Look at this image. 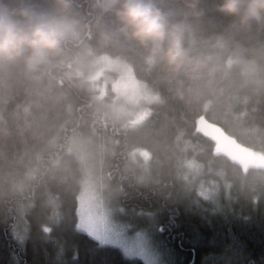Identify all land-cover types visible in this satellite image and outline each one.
Returning a JSON list of instances; mask_svg holds the SVG:
<instances>
[{"label": "trees", "instance_id": "16d2710c", "mask_svg": "<svg viewBox=\"0 0 264 264\" xmlns=\"http://www.w3.org/2000/svg\"><path fill=\"white\" fill-rule=\"evenodd\" d=\"M218 2L197 0L200 15L186 17L194 40L234 22ZM168 6L185 18L183 0ZM72 7L92 10L90 0ZM230 42L264 43V24L233 31ZM119 56L157 95L138 123L105 108L112 92L97 101L56 69L38 80L14 69L0 80V264H144L76 227L81 171L71 146L82 131L104 144L115 202L152 215L170 264H264V164H246L235 150L264 153V87L209 108L188 102L161 65L144 70L136 46Z\"/></svg>", "mask_w": 264, "mask_h": 264}, {"label": "clouds", "instance_id": "9594fccd", "mask_svg": "<svg viewBox=\"0 0 264 264\" xmlns=\"http://www.w3.org/2000/svg\"><path fill=\"white\" fill-rule=\"evenodd\" d=\"M0 0V80L23 69L29 78L61 72L65 79L94 84L127 63L119 53L130 46L140 52L141 65H161L163 77L184 85L190 103L219 105L224 96L264 87V43L243 49L230 42L231 33L254 21L264 24V0H219L216 9L233 16L222 34L199 41L186 17H198L197 0H183L185 18H176L172 0H90L86 15L73 11L75 0ZM105 14L107 17L105 18ZM116 58L106 66V58ZM131 107L114 111L125 118Z\"/></svg>", "mask_w": 264, "mask_h": 264}, {"label": "rangeland", "instance_id": "374dc122", "mask_svg": "<svg viewBox=\"0 0 264 264\" xmlns=\"http://www.w3.org/2000/svg\"><path fill=\"white\" fill-rule=\"evenodd\" d=\"M43 6L48 5L45 2ZM115 58L107 57L106 66L111 65ZM102 75L103 71L97 74L94 84H81L92 92L97 101L102 102V97L112 92L108 107H105L112 114L117 109L131 107V112L123 118L131 124L147 117L157 95L133 75L128 63L123 73H111L109 79H102ZM71 148L77 154L81 171L76 227L100 243L119 247L125 255L138 258L144 264H170V257L165 254L155 236L157 229L152 215H143L140 211L115 202L114 189L104 173V144L82 131L80 137L74 139ZM235 150L246 164H264V153L252 149Z\"/></svg>", "mask_w": 264, "mask_h": 264}]
</instances>
